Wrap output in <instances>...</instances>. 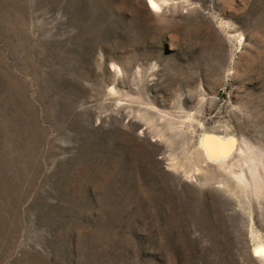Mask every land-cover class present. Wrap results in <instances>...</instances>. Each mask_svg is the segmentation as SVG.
Instances as JSON below:
<instances>
[{"label": "rangeland", "instance_id": "rangeland-1", "mask_svg": "<svg viewBox=\"0 0 264 264\" xmlns=\"http://www.w3.org/2000/svg\"><path fill=\"white\" fill-rule=\"evenodd\" d=\"M154 2L0 0V264H264V0Z\"/></svg>", "mask_w": 264, "mask_h": 264}, {"label": "bare ground", "instance_id": "bare-ground-1", "mask_svg": "<svg viewBox=\"0 0 264 264\" xmlns=\"http://www.w3.org/2000/svg\"><path fill=\"white\" fill-rule=\"evenodd\" d=\"M150 1V4L152 7H155V2L154 0H149ZM212 138V136H211ZM225 140V139H224ZM208 141V140H207ZM233 142V139H227L225 142H222L219 138L218 139H215V138H212L210 139L207 144H206V149H207V154L209 156H212L214 154L215 156V153H217V149L221 146L222 147V144H228V143H232ZM235 142V141H234ZM236 143V142H235ZM226 158V157H225ZM222 159V158H221ZM224 159V158H223ZM221 163V162H220ZM224 163V162H223ZM225 166V165H224Z\"/></svg>", "mask_w": 264, "mask_h": 264}, {"label": "water", "instance_id": "water-1", "mask_svg": "<svg viewBox=\"0 0 264 264\" xmlns=\"http://www.w3.org/2000/svg\"><path fill=\"white\" fill-rule=\"evenodd\" d=\"M233 147L234 146L232 145V148H230L227 151H225V154L224 155H228V156L232 155L233 152H234V150H235V147L234 148Z\"/></svg>", "mask_w": 264, "mask_h": 264}, {"label": "snow or ice", "instance_id": "snow-or-ice-1", "mask_svg": "<svg viewBox=\"0 0 264 264\" xmlns=\"http://www.w3.org/2000/svg\"><path fill=\"white\" fill-rule=\"evenodd\" d=\"M259 254H260V255H264V251L260 252Z\"/></svg>", "mask_w": 264, "mask_h": 264}]
</instances>
